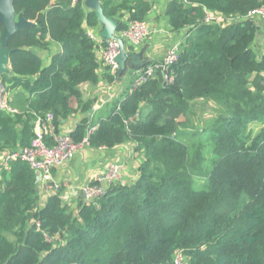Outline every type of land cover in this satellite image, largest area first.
Masks as SVG:
<instances>
[{
  "label": "trees",
  "instance_id": "trees-1",
  "mask_svg": "<svg viewBox=\"0 0 264 264\" xmlns=\"http://www.w3.org/2000/svg\"><path fill=\"white\" fill-rule=\"evenodd\" d=\"M151 3L100 5L117 19L118 33L131 20H146ZM84 4L13 0L15 14L34 25L7 42L11 74L0 81L19 108L0 110V154L31 146L37 119L42 127L51 113L53 134L78 145L74 153L129 141L142 157L138 175L107 185L91 202L79 195L62 201L61 188L40 206L29 164H1L0 264H174L177 254L184 264H264V53L253 50L258 26L245 18L264 0H168V25L184 32L172 80L159 70L139 86L132 79L96 120L80 85L100 77L117 84L118 75L98 58L84 27L98 21ZM208 12L222 20L205 21ZM2 31L0 23V43ZM50 41L62 50L43 65L38 50ZM78 111V123L61 132ZM254 122L261 127L252 133ZM44 141L55 144L50 134Z\"/></svg>",
  "mask_w": 264,
  "mask_h": 264
},
{
  "label": "crops",
  "instance_id": "crops-1",
  "mask_svg": "<svg viewBox=\"0 0 264 264\" xmlns=\"http://www.w3.org/2000/svg\"><path fill=\"white\" fill-rule=\"evenodd\" d=\"M151 2V9L148 12L146 18L151 30L149 35L136 44L124 39L125 50L134 55L129 58L131 64H127V68H129L131 71L127 75L123 76L124 72L127 70L126 68V70L120 76V79L118 77L117 84H114L113 82L110 83L111 86L102 77L99 78L98 83L95 85L89 83H82L80 85L83 99H93L94 101L93 106L88 113V115L93 120H96L105 112V105L108 102L119 97L123 98V88L126 85H129V81L132 79L134 80L135 77L133 72L136 68L132 67V65L151 60L162 59L166 49L173 44H177L181 49V41L184 39V32L172 31L170 29L164 13L168 0H151ZM84 7L87 10H92L90 7L85 6V4ZM254 21H256L258 26V32L252 44V48L256 53L263 54L264 19L255 17ZM84 27L87 34L89 33L96 37L95 41L96 44H98L96 47V52L99 60L103 63L101 56L105 48V44L102 45L101 41L98 39L100 38L98 32L102 25L98 21V25L93 28L86 26V24H84ZM61 50V45L56 41H50L46 48L39 49L38 51L42 58L43 65H47L51 61L52 56ZM101 72L103 71H100V73ZM8 74H11L10 69ZM12 97L13 92L8 90L9 103ZM18 104L19 102L14 106L12 104L11 105L18 109ZM74 106L76 107L77 104H74ZM81 117L82 114L80 111L72 114L61 125V132L68 133L73 129L75 124L78 123ZM4 157V154H0V164L4 160ZM141 160L142 157L134 152V149L129 141L110 149H94L85 145L78 148V150L71 156L70 159L66 160L61 165L55 166L53 168V176L57 182H60L63 185L64 193L70 196L69 200H72L76 195L82 196L81 187L89 183L91 179H94V177L104 169L106 164L110 163L111 161H117L119 163L122 176L126 183L134 181L137 178V167ZM37 186L40 195L39 202L40 206H42L48 195H45V193L40 189L38 182Z\"/></svg>",
  "mask_w": 264,
  "mask_h": 264
},
{
  "label": "built area",
  "instance_id": "built-area-1",
  "mask_svg": "<svg viewBox=\"0 0 264 264\" xmlns=\"http://www.w3.org/2000/svg\"><path fill=\"white\" fill-rule=\"evenodd\" d=\"M75 1V0H74ZM255 17H260L264 19V5L254 8L249 11L245 16L247 19L254 20ZM217 19L222 20V17L218 15H212L208 12L205 17V21H213ZM151 32L147 20H131L127 23L126 29L116 33L123 39L130 41L131 43H139L143 38L149 35ZM90 37L95 39L94 35L90 34ZM102 41L100 38H98ZM105 48L102 52L103 64L107 65L115 74L118 69V64L115 61V56L118 53V43L114 39L106 40ZM180 48L177 44L171 45L166 49L165 54L161 60H156L150 62L146 65L141 66L134 70L135 75L132 87L139 86L146 82L148 79L152 78L157 70L160 71L162 77L165 81H171L173 78V70L170 67L179 58ZM111 86V84H110ZM111 88V87H110ZM0 110L7 112H14L15 109L9 104L8 99V89L6 85H2L0 81ZM53 116L51 113L46 114V124L41 127L40 119H37L35 132L36 136L32 140L31 146L19 148L11 153L5 155L4 160L1 164L6 167L8 161L12 159H21L26 161L31 169L37 173V182L40 189L49 195L51 193L59 191L63 188L60 182H57L53 176V168L55 166L61 165L66 160H68L74 153L78 145L72 142V140L67 136L54 135L52 124ZM50 134L55 140L53 146H48L44 141V135ZM0 164V165H1ZM97 181L95 185H84L81 187V197L86 202L94 201V199L104 192V187L110 185L111 183L117 182L120 184H125L121 168L117 164L110 163L105 172L98 173L94 179ZM70 196L66 193L62 194V201H68ZM174 264H184L181 262V256L179 260L174 259Z\"/></svg>",
  "mask_w": 264,
  "mask_h": 264
},
{
  "label": "water",
  "instance_id": "water-1",
  "mask_svg": "<svg viewBox=\"0 0 264 264\" xmlns=\"http://www.w3.org/2000/svg\"><path fill=\"white\" fill-rule=\"evenodd\" d=\"M101 0H85V6L90 7L95 12V17L102 25L98 32L101 39H114L118 43V53L115 56V61L118 64L116 74L119 79L122 73L126 70L127 64L130 63L129 58L134 56L132 53L125 50L124 39L116 34L117 19L104 14L100 5ZM0 23L3 31L0 43V77L2 74H8L9 57L13 49L7 46L9 37L17 30L26 26H33L34 23L25 19L22 15H16L13 8V0H0ZM145 63V62H144ZM134 64L132 67L139 68L144 64ZM131 64V63H130Z\"/></svg>",
  "mask_w": 264,
  "mask_h": 264
},
{
  "label": "rangeland",
  "instance_id": "rangeland-1",
  "mask_svg": "<svg viewBox=\"0 0 264 264\" xmlns=\"http://www.w3.org/2000/svg\"><path fill=\"white\" fill-rule=\"evenodd\" d=\"M74 2H75V1L72 0V3H74ZM88 35L90 36L89 33H88ZM212 110H213V106H208V108H207V112H206L207 114L205 115V117L208 116L209 114H211L210 112H212ZM198 118H199V117H198ZM206 118H209V117H206ZM249 127H250L252 133H255V132H257L258 129L261 127V124L258 123V122H254V123L250 124ZM85 185H90V184L87 183V184H85ZM83 186H84V185H83ZM179 257H180V254H177V256L175 257V260L178 261V260H179Z\"/></svg>",
  "mask_w": 264,
  "mask_h": 264
}]
</instances>
